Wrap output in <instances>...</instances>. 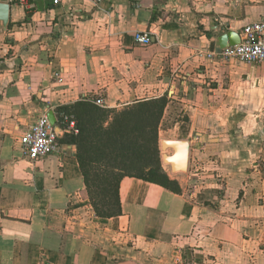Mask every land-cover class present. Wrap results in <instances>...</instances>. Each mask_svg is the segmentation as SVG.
Segmentation results:
<instances>
[{"label": "crops", "instance_id": "1", "mask_svg": "<svg viewBox=\"0 0 264 264\" xmlns=\"http://www.w3.org/2000/svg\"><path fill=\"white\" fill-rule=\"evenodd\" d=\"M260 22L264 0L0 3V264H264V63L207 57ZM158 100L161 159L163 140L189 146L185 172L162 159L180 193L125 177L121 215L100 218L75 146L22 157L51 112L64 138L66 108Z\"/></svg>", "mask_w": 264, "mask_h": 264}, {"label": "trees", "instance_id": "2", "mask_svg": "<svg viewBox=\"0 0 264 264\" xmlns=\"http://www.w3.org/2000/svg\"><path fill=\"white\" fill-rule=\"evenodd\" d=\"M165 107L166 102L158 100L119 112L90 102L64 109L74 115L78 132H69L60 143L76 147L89 200L98 217L121 215L119 188L125 177L180 193L177 181L162 168L159 126Z\"/></svg>", "mask_w": 264, "mask_h": 264}, {"label": "built area", "instance_id": "3", "mask_svg": "<svg viewBox=\"0 0 264 264\" xmlns=\"http://www.w3.org/2000/svg\"><path fill=\"white\" fill-rule=\"evenodd\" d=\"M0 3L10 5H27L28 0H0ZM238 45L225 48L216 53H208L209 59L238 61L250 66L264 63V23H253L245 26L240 34ZM134 42L140 46H149L152 38L146 33H135ZM93 104L104 107L101 101ZM57 123V122H56ZM62 124L69 132L77 133L76 121L72 116L63 115ZM60 134L56 126H52L46 115L38 119L21 137L22 157L32 162H38L64 153V146L60 143Z\"/></svg>", "mask_w": 264, "mask_h": 264}, {"label": "water", "instance_id": "4", "mask_svg": "<svg viewBox=\"0 0 264 264\" xmlns=\"http://www.w3.org/2000/svg\"><path fill=\"white\" fill-rule=\"evenodd\" d=\"M240 43L239 34L229 32L217 40L218 48L223 50L228 47L238 45ZM48 120L52 126H56V118L54 113L51 112L48 116ZM163 150H172L174 154L172 156H163V162L172 168L173 172H185L187 170L188 160V144L186 142L179 141H163L161 143Z\"/></svg>", "mask_w": 264, "mask_h": 264}, {"label": "rangeland", "instance_id": "5", "mask_svg": "<svg viewBox=\"0 0 264 264\" xmlns=\"http://www.w3.org/2000/svg\"><path fill=\"white\" fill-rule=\"evenodd\" d=\"M163 141H164V140H163ZM87 193H88V192H87ZM88 197H90V196H89V193H88ZM90 203H91V202H90Z\"/></svg>", "mask_w": 264, "mask_h": 264}]
</instances>
